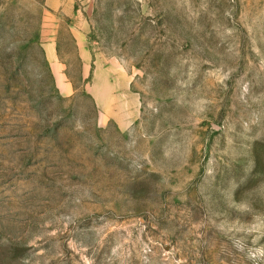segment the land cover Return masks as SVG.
I'll use <instances>...</instances> for the list:
<instances>
[{"label": "rangeland", "instance_id": "1", "mask_svg": "<svg viewBox=\"0 0 264 264\" xmlns=\"http://www.w3.org/2000/svg\"><path fill=\"white\" fill-rule=\"evenodd\" d=\"M43 4L0 0V264H264V0H80L61 79Z\"/></svg>", "mask_w": 264, "mask_h": 264}, {"label": "crops", "instance_id": "2", "mask_svg": "<svg viewBox=\"0 0 264 264\" xmlns=\"http://www.w3.org/2000/svg\"><path fill=\"white\" fill-rule=\"evenodd\" d=\"M80 0H45L44 10L50 24L42 22L38 32L39 46L49 69L59 79L66 77L67 55H75L81 71H87L91 52L87 41L88 23L77 8ZM72 49V50H70ZM91 97L99 108L104 109L103 93L94 87ZM108 93V90L106 91Z\"/></svg>", "mask_w": 264, "mask_h": 264}]
</instances>
